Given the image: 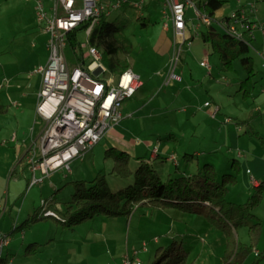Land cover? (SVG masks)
<instances>
[{"label": "rangeland", "instance_id": "374dc122", "mask_svg": "<svg viewBox=\"0 0 264 264\" xmlns=\"http://www.w3.org/2000/svg\"><path fill=\"white\" fill-rule=\"evenodd\" d=\"M250 1L253 0H225L218 14L231 12ZM145 3H149L146 9L125 4L105 17L120 27L119 39L129 43V49L121 53L122 57L144 83L133 98L122 102L123 118L110 132L111 139L128 148L121 145L122 148L117 149L131 152L132 169L138 164L137 157L145 152L141 142L149 138L154 142L169 141L176 147L179 172L186 170L190 174L197 171V164L202 167L211 163L221 177L233 172L230 166L233 158L242 161L244 157H261L264 149L254 132L264 138V109L259 113L251 111L261 93L263 80L258 55L263 34L261 30H255L257 36L249 43V56L253 58L256 71L250 97L244 99L239 92V83L246 76L240 62L234 61L233 69L224 71L218 55L213 54L209 46L190 30L187 35L192 36L191 44L183 45L176 62V72L181 80L164 85L174 55L173 47L165 51L168 41H172V32L163 28L166 21L163 5L158 1L145 0ZM33 7L32 1L0 0V141L13 134L16 136V141L11 144L13 146H0V203L7 202L0 225L4 222L9 224L4 234L10 237L9 246L3 249L2 255L7 254L8 249L13 261L11 264H120L124 256L137 259L139 264H151L158 248L176 240L189 251V260L199 264H221L225 234L211 226L202 214L172 207L136 205L128 217L95 216L73 227H65L51 217L41 218L42 201L60 205L58 214L62 216L73 192L70 181H89L103 174L109 188L114 191L132 183L130 179H122L111 172L113 161L105 156V150L114 145L109 143L108 138H102L81 158L70 162V172L58 169L41 183L28 187L31 173L27 166L19 164V159L24 152V143L37 141L45 124L35 113L40 76L33 71L48 58L47 37L37 23ZM255 8V20L264 26V0H257ZM186 13L196 24L193 8H187ZM144 19L147 20L145 25ZM168 23L171 27V21ZM75 37L76 42L86 41L83 29H78ZM204 56L208 58L210 71L200 65ZM68 63L75 65L70 60ZM102 63L106 68L102 76L116 81L120 71L110 69L103 59ZM211 98L221 107V114L238 120V124L233 120L231 125L240 126L238 134L245 141L240 142L235 150L226 145L225 123L207 114L204 102ZM171 132L181 135V143L177 145L170 139ZM132 140H138V144H133L134 153L128 144ZM161 165L154 163L163 180L169 173L176 175L174 164L167 162ZM242 174H236L237 182L229 185L227 201L240 204L251 194L252 187L248 189L246 185L249 174L246 173L247 177ZM10 208L15 213L18 210L21 212L16 229H13L15 225H10ZM34 212L39 216L36 220L31 219ZM253 214L261 221V232L254 251L262 252L264 193ZM253 223L252 220H245L237 225L234 233L241 243H249L248 229ZM32 243V254H25L27 246ZM254 251L243 264H253ZM257 264H264V257Z\"/></svg>", "mask_w": 264, "mask_h": 264}, {"label": "built area", "instance_id": "2783aa9c", "mask_svg": "<svg viewBox=\"0 0 264 264\" xmlns=\"http://www.w3.org/2000/svg\"><path fill=\"white\" fill-rule=\"evenodd\" d=\"M34 3L33 13L38 25L47 37L48 58L38 65L34 73L40 76V86L35 104L36 116L45 122L38 140L29 142L25 162L31 177L28 187L41 183L53 171L64 169L70 172L69 164L81 158L92 149L105 133L123 118L121 104L134 96L142 86L140 76L131 68L120 71L116 81L104 78L106 68L102 63L101 51L88 41V35L101 17H106L125 4L142 9L145 0H26ZM158 1L163 7L166 21L164 30H171L174 55L166 72L164 85L180 81L176 72V62L184 44L190 46L187 32L198 35L204 26H213L219 32L250 43L256 29L264 34V26L255 20L256 8L253 0L239 5L228 14L211 17L198 8L193 0H149ZM240 1V0H238ZM192 7L197 23L187 16V8ZM171 21V27L168 23ZM83 29L86 41L78 42L82 61L70 66L66 58L68 34ZM192 37V36H191ZM250 47V46H249ZM88 60V63L85 61ZM200 65L210 71L207 57ZM264 70V57L262 62ZM1 88V86H0ZM264 92V84L261 87ZM210 108L209 116L217 118L219 107L206 101ZM131 114H129L130 116ZM224 123L230 118L224 117ZM9 140H15L13 134ZM156 147L153 148L155 152ZM171 160L175 157L171 155ZM251 186L262 182L247 169ZM45 201L41 202L40 214L59 219L60 216ZM4 213V211L2 212ZM10 237L0 233V260L3 249L8 246ZM257 251H255V254ZM120 264H139L137 259L124 256Z\"/></svg>", "mask_w": 264, "mask_h": 264}, {"label": "trees", "instance_id": "16d2710c", "mask_svg": "<svg viewBox=\"0 0 264 264\" xmlns=\"http://www.w3.org/2000/svg\"><path fill=\"white\" fill-rule=\"evenodd\" d=\"M199 9L207 12L211 17L222 8L225 0H193ZM148 5H144L143 9ZM144 19L143 25L146 24ZM120 27L101 17L88 35V41L96 46L102 54V59L110 69L122 71L129 68L121 53L127 52L129 43L119 39ZM198 36L209 46L213 54H217L222 62V69H233V62L238 60L245 72V78L239 83V92L246 99L252 94L256 75L253 58L249 56V44L236 40L229 35L215 30L213 26H204ZM190 38H192L190 36ZM75 32L68 34L66 58L73 64L82 61ZM172 43V41H171ZM68 54V55H67ZM264 149V138L254 132ZM105 156L113 161L111 172L122 179H130L132 185L121 190H111L103 174L92 180H74L69 184L73 192L70 200L63 208V214L57 222L65 227H73L84 220L95 216L109 218L129 216L136 205H147L154 208H176L183 212L202 214L208 222L225 234V247L220 257L221 264H243L254 251L261 232V221L253 214V210L260 204L264 193V182L252 186L248 199L240 204L226 199L229 185L235 184L236 174L240 173V162L232 159V173L219 177L211 163H205L189 175H168L162 179L159 172L147 160L137 157L138 164L132 169L131 157L123 150L113 146L105 150ZM55 205V204H53ZM40 214V213H39ZM42 216V215H41ZM51 217V216H42ZM39 216H32L36 220ZM245 220L254 223L249 227V243H241L234 233L237 225ZM31 245L27 246L25 254H32ZM255 252V251H254ZM189 251L182 242L173 240L165 247L157 249L155 260L151 264H199L189 260ZM264 257V251L255 255L253 264H257ZM2 261L4 258L1 259Z\"/></svg>", "mask_w": 264, "mask_h": 264}, {"label": "crops", "instance_id": "0c3cea01", "mask_svg": "<svg viewBox=\"0 0 264 264\" xmlns=\"http://www.w3.org/2000/svg\"><path fill=\"white\" fill-rule=\"evenodd\" d=\"M154 2V1H153ZM147 3V2H146ZM149 5V3L147 4ZM221 9V8H220ZM219 9V10H220ZM229 12L225 13H221V14H218V10L215 12V16H219V15H224V14H228ZM257 30V29H256ZM166 31H169V30H166ZM259 31V30H258ZM257 34L254 32V39L256 38ZM171 47V41L169 40L168 41V44L165 46V51H167L169 48ZM258 50H259V57L261 59V66H262V62H263V57H264V34H262V40H261V43H259L258 45ZM205 57V56H204ZM208 59V58H207ZM45 63V62H44ZM44 63H40L39 65L41 64H44ZM209 63V61H208ZM262 71H263V80H262V83L260 84V92H261V87L262 85L264 84V70L262 68ZM256 72V71H255ZM139 75V74H138ZM140 76V75H139ZM181 77V76H180ZM142 81V80H141ZM39 86H40V80H39ZM39 86H38V90H39ZM2 87V86H1ZM144 87V83L142 82V86L140 88ZM139 88V89H140ZM1 89V88H0ZM138 89V90H139ZM38 90L36 92V95H35V104H36V101H37V94H38ZM137 90V91H138ZM136 94V93H135ZM134 94V95H135ZM178 97H181L180 94L177 95ZM134 97V96H133ZM131 97V98H133ZM206 101H209L211 103H213L214 105H217L219 107V114L217 116V118H215L214 120H218L222 123H224L222 120L224 117H228L230 118V122L228 123H225V127H226V137H227V140H226V145H229V148H231L232 150H235L237 145H239L240 142H244L245 140L243 138H241V136L238 134V132L241 130L240 129V126L239 125H235V127L232 124L233 120L235 121L236 124H238V120H235L234 118H232L231 116H228L226 114H221V107L216 103V101L214 100V98H211L210 100H205ZM257 102H254V105L251 109V111L253 112H260L262 109H264V92H261L259 94V97L255 100ZM204 102V103H205ZM206 107V106H205ZM209 107H207V114L209 116V111H210V108L208 109ZM264 111V110H263ZM194 112L192 111L191 114H193ZM35 114V113H34ZM131 114V113H129ZM234 123V122H233ZM116 126V125H115ZM233 126V127H232ZM113 128V127H112ZM112 128H110L106 133L105 135L103 136V138H108L109 139V143H112L111 145H114L113 147L115 148H122L121 145L123 147H125L126 149L127 146H125L124 144H119L118 142L119 141H116V139H111V135H110V132L113 130ZM11 137V136H10ZM9 137V138H10ZM169 137L170 139H172L173 141H176L177 142V145L180 142V138H181V135L180 134H177V133H173L171 132L169 134ZM9 138L7 139H4L2 140V142L0 141V146L1 144H8L9 146H13L11 145L12 143H14L16 141V136H15V140L14 141H10ZM113 142H111V141ZM143 144V148H142V151L144 149V153L142 152V155H140L139 157L141 158H144L145 160L149 161L148 163L151 164L154 168V163L155 162H159V163H162L161 166H163L165 163L167 162H171L172 164H174L176 166V175H179L180 173H182L181 175H189L190 172H186V170H183L182 172H179L180 170H178V161H177V154H176V147H173L170 142L168 141H163V140H156L155 142L152 141L150 138L149 139H145L143 142H141ZM129 146H130V150L133 151L134 153V150H133V144H138V140H132V142L128 143ZM29 143H24V152L22 154V157H20L19 159V164L22 165V167L26 166V162H25V154H26V151H27V147H28ZM156 147V151L154 152L153 151V148ZM123 151H126L130 157H131V152H129V150H123ZM237 153L240 154V151L237 150ZM173 155L175 157V160H171L169 159V157ZM188 159V158H186ZM235 159V158H233ZM240 162V172L243 173L242 175L244 177H247L246 176V171L247 169L250 170V172L252 174H254L256 177L258 178H261L263 181H264V152L262 154L261 157H256V156H252L251 159H246L245 157L243 158V160L239 161ZM197 168H199V164H197L196 166ZM28 168V167H27ZM157 170V168H155ZM159 172V170H157ZM186 173V174H185ZM170 176H172L170 173L168 174ZM237 182V181H236ZM248 182V181H247ZM248 186V189H251V184L248 182V184H246ZM33 186V185H32ZM6 201L2 204L0 203V209H1V214H0V217H4L5 215V205H6ZM50 209L54 210L57 214H58V211H60V205L58 204H49L48 206ZM4 211V213H2ZM62 211V210H61ZM8 214L10 215V220H11V223L10 225H12V227L14 226L13 229H16L17 228V223L16 221H18L20 218H21V212L18 210V212H14V210H12L11 208L9 209L8 211ZM26 215V213H25ZM59 215V214H58ZM202 216V215H201ZM53 219H55L54 217H51ZM9 224H6V222L2 223L0 225V233H5V230L6 228L8 227ZM213 226V225H211ZM9 246V244H8ZM225 247V246H224ZM224 250V249H223ZM7 254H5L2 258H4V260L0 261L2 262L1 264H11L13 261H12V258H10V254L8 253V249L6 250Z\"/></svg>", "mask_w": 264, "mask_h": 264}]
</instances>
